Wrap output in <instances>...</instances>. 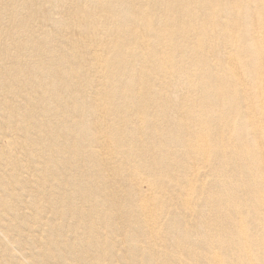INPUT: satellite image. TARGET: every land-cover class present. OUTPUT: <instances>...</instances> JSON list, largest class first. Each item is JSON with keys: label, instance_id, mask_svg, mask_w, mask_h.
I'll list each match as a JSON object with an SVG mask.
<instances>
[{"label": "bare ground", "instance_id": "bare-ground-1", "mask_svg": "<svg viewBox=\"0 0 264 264\" xmlns=\"http://www.w3.org/2000/svg\"><path fill=\"white\" fill-rule=\"evenodd\" d=\"M58 1L0 35V264H264V0Z\"/></svg>", "mask_w": 264, "mask_h": 264}, {"label": "rangeland", "instance_id": "rangeland-1", "mask_svg": "<svg viewBox=\"0 0 264 264\" xmlns=\"http://www.w3.org/2000/svg\"><path fill=\"white\" fill-rule=\"evenodd\" d=\"M11 2L13 1V0H10ZM9 0H0V17H3L4 16V19H7V20H4V19H1L0 18V35H3L4 33H6V30H8V28H11V30L12 31H17V27H18V25L19 26H21V21H20V23L16 20V17H14V18H10V17H6L7 16V10H10V9H14V11L16 12V13H18L19 14V16L18 17H20V18H22V19H20L19 18V20H24V21H26V23H24V26L22 25L21 27L23 28V29H28V32L30 33V31L31 30H29V28L27 27L28 25H29V23L31 24H39V25H43L44 26V24H46V29L48 30V32L47 33H54L55 31H56V28L51 24V22L49 21V20H47L46 18H45V15H46V17H47V12H46V10H43V9H38V10H31V12L29 13V15L26 13V10H21L20 8H19V11L18 10H16L15 8H12L13 7V5L11 4V2H10ZM32 2H40L41 0H31ZM34 2V3H35ZM59 3H56V11H58L57 13H60L61 14V12H62V14H64V15H67L66 13V9L64 8V10H62L61 9V7L63 8L64 6H63V3H61L62 2V0L61 1H58ZM6 4V5H5ZM7 4H8V6H7ZM65 4V3H64ZM4 7V8H3ZM58 8V9H57ZM45 11V12H44ZM47 11H48V9H47ZM72 12V15H71V17H69V18H67L68 19V21L69 22H71V21H74L76 18H78L79 16H81L82 14H83V12H80L79 11V9H75V10H72L71 11ZM32 13V14H31ZM33 14H36L35 16H36V18H34L33 16ZM44 14V15H43ZM68 16V15H67ZM66 16V17H67ZM44 17V18H43ZM32 18H34L35 20H33ZM44 19H46L49 23H47V21H45ZM4 21H6L5 22V24H3L4 23ZM44 21V22H43ZM19 23V24H18ZM8 24H9V26H8ZM17 24V25H16ZM48 25V26H47ZM12 26V27H11ZM49 27V28H48ZM81 29H76V30H74V39H76V40H83V39H85L84 37L86 36V35H88L89 34V32L91 31V29H90V27H89V25L87 24V23H81V27H80ZM3 29V30H2ZM52 31H50V30ZM11 30H9V31H11ZM72 30V28L70 29V31ZM76 36H79V37H76ZM24 40H28L27 38H24ZM42 41H44V39H41ZM25 47H27V48H22V50L21 51H18V50H15L13 47H10L11 48V50H10V48H7V46H4L2 49V52L0 53L1 54V57L3 58V57H5L7 60H5L6 61V64H7V66L9 67L8 69H7V71H12V70H10V68H14L15 66L13 65V61L14 60H18L20 63L21 62H23L24 61V63H26V61H25V57H24V54H29V52L26 50V49H31V51H33L32 49L33 48H31L30 46H26L25 45ZM9 50V51H8ZM30 51V52H31ZM23 53V54H22ZM88 53H89V51H88ZM13 54V55H12ZM27 58V57H26ZM22 60V61H21ZM1 62H3V61H0V68H1ZM10 63V64H9ZM29 68V66L27 67V69ZM23 69H24V67H23ZM25 70V69H24ZM14 71V70H13ZM14 74L16 75V72L14 71ZM7 76V75H6ZM8 76H13V74H11V75H8ZM7 76V77H8ZM8 78H12V77H8ZM10 79H7L6 81L4 80V84L5 85H7L8 83H9V80ZM2 81V80H1ZM30 87V86H29ZM31 90V89H30ZM33 90V89H32ZM32 90L30 91L31 92V94H30V92H27V93H25V94H22V96H24L25 97V99H23L22 101H18L21 105H24V107L26 108V107H32L33 105V94L34 93H37V91H33L32 92ZM21 96V97H22ZM31 96V97H30ZM24 97H22V98H24ZM32 102V103H31ZM23 113H25V111L23 110ZM4 123H6L5 122V120L3 119V118H0V125H2V126H4L5 124ZM21 123V122H20ZM2 140H3V143H4V145L6 146L7 145V143H8V140H5L4 138H2ZM32 178V177H31ZM8 179L6 178L5 179V184H7L8 183ZM29 185V184H28ZM15 196V190L13 191V194L11 195V197L13 198ZM38 196H40V195H36V197H38ZM20 200L19 199H16L15 200V202H19ZM22 206L24 207V205L21 203L20 204V209H19V211H21L22 212V210H23V208H22ZM18 211V212H19ZM28 211H29V209L27 208V207H25L24 208V214L26 215V214H28ZM17 212V213H18ZM35 214H38L37 212H35ZM52 214H54V213H52V211H51V213L49 212L45 217H46V220L48 219V218H52L54 215H52ZM57 214V213H56ZM55 214V215H56ZM17 222H19L20 223V220H18ZM26 229H28V230H25L26 231V233H27V236H26V234L24 235V233H22V235H21V237L22 238H24L25 240H26V238H29V237H33L34 239H37V241H39L40 240V237H41V234H42V232L44 231V222H41L40 224H37V223H33V226L32 225H28L27 226V228ZM38 237H37V236ZM37 237V238H36ZM39 239V240H38ZM3 262H6V260L5 261H3ZM2 262V264H5V263H3ZM6 264H14V262H6Z\"/></svg>", "mask_w": 264, "mask_h": 264}]
</instances>
